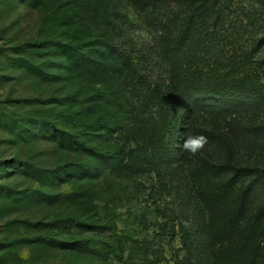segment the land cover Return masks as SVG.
Returning <instances> with one entry per match:
<instances>
[{
	"label": "rangeland",
	"instance_id": "374dc122",
	"mask_svg": "<svg viewBox=\"0 0 264 264\" xmlns=\"http://www.w3.org/2000/svg\"><path fill=\"white\" fill-rule=\"evenodd\" d=\"M84 1L0 0V264H130V256L176 264L185 251L180 236L171 240L162 232L165 217L175 226L183 217L189 225L198 223L193 244L201 264H213L214 256L224 260L240 248L264 199L246 207L231 232L215 242L214 252L201 244L200 228L207 221L199 212L233 214L257 174L247 167L264 168V105L253 109L241 100L206 98L197 109L183 108L170 146L155 170L147 171L140 164L148 141L144 131H136L140 123L133 124L131 135L109 134L132 117V106L140 107L139 115L151 110H142L143 103L169 83L159 40L173 37L187 16L178 0H93L96 7H109L115 36L102 37L98 30L84 42L83 23H68L72 9L80 22ZM260 5L230 2L222 34L236 43L220 46L223 66L252 50L250 37H264ZM104 39L116 40L117 73L96 83L67 70L72 46L95 54L106 49ZM253 57L262 59L264 48ZM255 78L264 84V67L257 63L241 75L242 81ZM145 121L150 128L161 125L150 115ZM199 135L208 140L203 150L195 155L182 150L187 136ZM75 141L81 152L69 148ZM121 147L123 160L109 162ZM128 161L140 166L127 170ZM231 175L234 184L212 198L222 178ZM112 242L126 243L124 262L89 253ZM252 252L249 263L264 264V224L254 230Z\"/></svg>",
	"mask_w": 264,
	"mask_h": 264
},
{
	"label": "trees",
	"instance_id": "16d2710c",
	"mask_svg": "<svg viewBox=\"0 0 264 264\" xmlns=\"http://www.w3.org/2000/svg\"><path fill=\"white\" fill-rule=\"evenodd\" d=\"M177 1V0H176ZM181 1V14L187 16L185 25L171 38L165 36L162 41L159 40L160 58L167 65L169 75L168 84L164 83L154 90L152 96L147 98L143 103L142 110L148 106L149 111H145L139 115L138 106H132L131 118L119 125L113 126L109 137L119 136L122 138L125 135H131L133 124L135 122L141 125L136 128L140 134L145 133L147 148L142 151L140 164L144 165L147 171H154L157 165L159 155L167 151L172 142L173 135L178 129L179 119L184 116L183 108L197 109L201 99L217 98L222 100H241L246 102L247 106L261 107L264 105V84L261 78H255L254 81H242L241 75L250 71L253 65L264 67V57L254 61L253 53L264 48V37H250L247 42L252 45V50L246 52L241 58H237L232 66H223L220 46H233L236 43L234 38H229L222 34L223 22L226 19V11L230 7L232 0H178ZM260 3L261 9H264V0H255ZM102 4L96 7L93 0H85L84 9L81 10L83 16L80 17V22H76L78 13L74 12L71 20L73 26L84 25V42L90 36L95 35L98 30L102 32V37H113V23L111 22L109 7ZM70 10V9H69ZM162 11L160 10V13ZM72 14V12H71ZM70 14V15H71ZM67 18V17H66ZM140 19H142L140 17ZM76 39V38H75ZM74 42L80 43L77 39ZM106 49L96 51L95 54H82L77 45H74L66 52L67 70L71 74L85 77L96 83L103 82L105 79L112 77L118 72L119 58L115 53L114 43L116 40H106ZM166 45L165 47H162ZM205 56H204V55ZM208 56V57H207ZM141 110V111H142ZM156 120L159 124L156 128L147 126L148 116ZM144 124V125H143ZM143 127L141 128V126ZM141 128V129H140ZM76 142V141H75ZM80 144H70V149L80 151ZM83 146V145H81ZM86 148V147H84ZM93 153L92 148H86ZM124 147L119 148L118 152L113 156L107 157L110 160H123ZM130 156V153L127 154ZM140 165L137 163L127 162L125 167L127 170L135 171ZM246 171L257 173L256 176L249 182L245 188V194L241 198L239 206L233 214L227 217H214L210 213L199 212L200 215L207 221L204 223L200 231L203 234L201 244L205 249L212 250L219 238H223L241 217L245 214L246 207L250 204L264 199V168L247 167ZM235 175L222 178V182L215 189L211 197L214 199L221 196L226 189L231 187L235 181ZM51 201L53 197L45 196ZM196 197H194L195 199ZM167 218L165 224L162 225V232L167 234L174 240L180 236L182 249L185 254L182 258L176 260V264H201L199 261V253L196 252V247L193 244L194 226L198 223L192 222L189 225L187 217H183L177 226L171 224L172 221ZM215 218V219H213ZM186 221V222H185ZM264 224V210H260L252 223L246 230L245 237L238 250L227 255L224 260L217 259L214 256L213 264H250L249 260L253 256V236L255 228H260ZM98 231L105 233L109 230L108 227L90 226ZM178 228V230H177ZM196 244V243H195ZM126 243L113 244L109 243L105 249L95 250L90 249L89 253H98L102 259L107 260L114 257L118 262H124ZM86 248V247H85ZM87 249V248H86ZM137 252V250H135ZM95 253V254H96ZM134 256L128 258L130 264H152L142 260H135Z\"/></svg>",
	"mask_w": 264,
	"mask_h": 264
},
{
	"label": "clouds",
	"instance_id": "9594fccd",
	"mask_svg": "<svg viewBox=\"0 0 264 264\" xmlns=\"http://www.w3.org/2000/svg\"><path fill=\"white\" fill-rule=\"evenodd\" d=\"M208 143L207 137L203 135L199 136H187L181 145V148L185 152H189L195 155L197 152L203 150L205 145ZM27 252L23 254L24 258H27Z\"/></svg>",
	"mask_w": 264,
	"mask_h": 264
}]
</instances>
